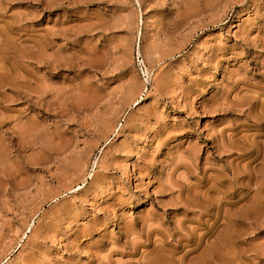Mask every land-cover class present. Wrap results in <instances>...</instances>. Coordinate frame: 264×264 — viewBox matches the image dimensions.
<instances>
[{
    "label": "rangeland",
    "instance_id": "1",
    "mask_svg": "<svg viewBox=\"0 0 264 264\" xmlns=\"http://www.w3.org/2000/svg\"><path fill=\"white\" fill-rule=\"evenodd\" d=\"M0 264H264V0H0Z\"/></svg>",
    "mask_w": 264,
    "mask_h": 264
}]
</instances>
